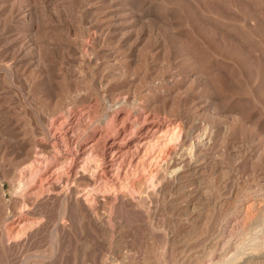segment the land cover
<instances>
[{"label": "rangeland", "instance_id": "obj_1", "mask_svg": "<svg viewBox=\"0 0 264 264\" xmlns=\"http://www.w3.org/2000/svg\"><path fill=\"white\" fill-rule=\"evenodd\" d=\"M38 1L28 0L26 3H22L23 0H8L9 8H12L15 20L18 21H15L14 24L18 27L20 23V28L18 27L20 30L17 33L20 39L28 38V23L36 22L37 25H42V21L50 33L53 31L61 33L62 30L63 36L65 35L63 32L67 33L69 29V31L72 30V34L77 36H84L90 32L101 37L94 41L95 50L92 51L98 65L86 69L83 67L82 76H85L81 81L77 80L80 82L78 83L80 85L79 92L82 94L87 91L102 95L104 92L108 93L106 89L111 84L116 89L114 93H117L119 97L129 96L128 108L136 106L138 101L142 102V97L149 92V88L152 86L181 81L183 85L179 89L180 95L191 99V103L197 109L204 108L201 116L195 117L192 123L202 131L206 127L219 129L215 135L213 146L208 150V155L211 158L213 156L218 165L217 168L210 169L209 172L206 171L200 176L194 174L193 178L191 177L192 181L185 182L186 185L183 183L178 187L176 183L171 189L167 188L170 190L162 189L163 191L154 192L149 184L139 181L135 183V189L132 191L124 184L125 188H120L118 192L127 199L132 198L133 202L127 204L128 206L125 203L122 208H112L113 201L108 199V193L107 195L104 192L96 193V196H99L97 197L98 214L107 221L109 220L107 225L109 228L111 227L112 231L99 230L87 218L80 219L81 217L78 216L70 225L65 238L67 240L58 242L57 248L53 237V223L58 220L60 206L57 201L52 202L43 213L32 215L33 219L42 218L44 221L47 219L42 227L45 229L41 228L39 231L42 232H38L35 238L17 247L18 249L3 251L0 246V264H47L48 262H50L48 264H231L239 259L244 252H252V250L253 252L258 251V253L264 252V0H61V2L56 0L58 3L55 0V2L53 0ZM32 3L38 6L33 8ZM45 3L48 7L44 5ZM28 5L32 7L29 8L33 11L27 7ZM36 12L37 14H35ZM38 13L43 14L39 15ZM24 14H26V20L23 19ZM126 17L134 24L132 26H135V29L141 31L143 37L148 38L151 45L150 49H144L141 45L136 46V53L134 51L133 57L129 46L119 48L111 44L108 45V40H104L101 35L112 27L124 26L127 28L129 24L124 22ZM121 18L123 19L121 20ZM45 19L46 22H49L48 24ZM238 19L240 20L238 21ZM121 21L124 22L122 25ZM23 28L24 30H22ZM176 35L183 39L194 59L197 58L194 65L176 56V50L172 49L173 38ZM53 41L48 40L51 43ZM51 50L48 52L50 54L48 58L50 57L49 63L52 64L54 71L61 68L60 72L65 70L71 72L75 68L77 74L79 73L80 70L76 67L77 63L74 67L69 66L73 63L70 58L68 59L63 49ZM137 52L140 53V56H137L138 61ZM123 54H128L130 57L120 58ZM9 62L7 59L0 63V88L2 89H0V97H3L2 106L0 104V124H4L7 133L2 141L3 149H6V152L3 155L0 152L1 175L7 167L13 166L22 159L17 158L12 152L13 145L19 138L27 139L31 137V133H38L36 135L40 138L38 128L32 124V111L27 104L29 100H24L26 96L24 91L27 90L23 84L24 81L29 82V80L23 77L24 79H17L12 83L3 78V69ZM145 72L148 73L144 75ZM92 75L95 82L92 81ZM100 77L102 79L96 84ZM141 77L145 79L141 80ZM55 81L61 82L59 78ZM10 87L13 89L19 87L22 91L18 88L13 90ZM252 87L254 88L251 89ZM70 91H64L68 93L67 98L70 99L68 102L74 101V97L79 94L76 90ZM68 102L66 108L72 106V103L68 105ZM91 103L90 105H92ZM85 106L78 102L75 108L76 116L72 122L80 117L87 123V129L99 126V119L102 117L99 108L97 113L100 115L95 113V116L89 120L86 114L89 108ZM93 106L94 104L90 110ZM212 108L216 112L215 116L212 115ZM62 112L64 111L59 110L58 114ZM218 112L221 114L218 115ZM52 116L53 114L49 115V119ZM176 117L169 112L153 116L155 120L166 122V124L176 121ZM234 117H238L240 122H233ZM13 121V124L9 123ZM230 124L233 125V129L227 130ZM54 129L58 131L56 130V132ZM131 129L130 132L134 131ZM79 131L80 133H78ZM79 131L77 132L76 129L75 133L73 131V134L69 133L73 138V143L68 145L69 152L76 148V143L83 138L81 134L84 131L83 128ZM53 132H61L57 123L53 125ZM16 136L17 138H15ZM60 138L59 141H62ZM229 148L233 150L231 151ZM235 154L239 155L235 157ZM129 157L126 155L124 158L125 166L130 164ZM119 162L117 160L114 167H117ZM134 163L132 162V165ZM28 164L26 161L23 162L19 169ZM114 172L115 170L110 172L108 178L111 179L114 175V179L116 177L119 179L122 175L119 181L121 180L120 182L123 183L126 178L124 174L115 175ZM1 175L3 194L5 193L6 202L11 205L13 195L17 197L15 194L19 193L18 196L22 194V191L17 189L20 178L11 181L9 177L3 178ZM32 182L25 179L24 190L38 186V182L31 184ZM75 184L81 192L93 189L92 184L89 185L85 177L82 179L80 177ZM14 189H17V192ZM12 193L14 194L12 195ZM252 200L257 201V206H254V210L251 209L254 216L253 221L255 219L256 221H254L255 223L252 221L248 226L250 227L248 234H244V239L242 237L239 242V238L243 235H238L242 230L241 223L244 220L242 210ZM259 204L261 205L259 206ZM5 215L10 217L13 212L8 209ZM13 227L18 226L14 225ZM1 229L0 226V231ZM234 238H236L235 242L239 240V244L233 243ZM242 240L247 241L245 242V244L247 243L246 247ZM26 244L27 246H25ZM84 246L85 250H83ZM262 249L263 251H261ZM255 264L263 263L255 262Z\"/></svg>", "mask_w": 264, "mask_h": 264}, {"label": "bare ground", "instance_id": "obj_2", "mask_svg": "<svg viewBox=\"0 0 264 264\" xmlns=\"http://www.w3.org/2000/svg\"><path fill=\"white\" fill-rule=\"evenodd\" d=\"M27 1L28 0H23L22 3H26ZM56 2L58 3V1ZM59 2H61V0ZM8 3H9L8 0H0V63L2 61L4 62V60L7 59L10 61L3 69L4 70L3 78H6L8 81H11L12 83H14L13 81H16L17 79L20 80L23 77L28 78L29 82L24 81L23 84L25 89L27 90L24 91L26 92V96L23 97L25 98L24 99L25 101L29 100L27 104L32 111V117H31L33 121L32 124H34L36 128H38L37 130H39L40 138H38L36 135L38 133L35 134L31 133L30 135L31 137H28L27 139L23 137L19 138V140L16 141V143L13 145L12 152L15 156H17V158L20 157L22 159L17 161V163L13 164V166L11 165L7 167L4 171H2L3 172L2 175L0 174L3 178L9 177L11 181H13L16 178H20L21 183L19 182L17 189H20V192L22 191L21 196H18L19 193L15 194L17 195V197H14L13 195L14 193H12L13 195L12 204L10 205L9 202H8L9 204L6 202L7 199H5L4 196L5 193L3 194V189H4L3 184L2 181H0V226L2 227L0 231V246L3 251L6 250L12 251L17 247L22 246L26 242H29L30 239L35 238L38 232H42L39 230H41V228L44 226L47 219L45 221L42 218L33 219L32 215L33 214L35 215L36 213L37 215L38 213L39 214L43 213L45 208L52 202L57 201L60 206L58 220L54 223L52 222L53 237L56 241V248H57L58 242L60 243V241L64 240L67 237L70 229V225L74 222V220L78 216L81 217L80 219L87 218L99 230L105 232L112 231L110 230L111 227L109 228V225H107L109 223L108 222L109 220L107 221V219H104L98 214L97 197L99 196H96V193L104 192L106 193V195L108 193L107 196L108 199L113 201L112 208H122V206L125 205V203L127 205V204H132L133 202L132 198L127 199L122 194H120V192H118L120 188L124 187V184L132 191H134L135 183L139 181H143L146 184H149V186L152 187L154 192H157V191H161L162 189H167V188L171 189L174 185H176V183H177L176 186L179 187L187 180L188 182L189 180L192 181L194 174L200 176L203 173H206V171L209 172L210 169L213 170V168H215L218 165L215 163L213 156L211 158L208 155V150L213 146L215 135L216 133H218L219 129L217 128L218 130H216L214 127L209 126L210 128L207 127L205 129L203 128L204 130L202 131L199 129V127H197L195 124L192 123L195 117L201 116L200 114L203 113L202 109L204 108H202L201 110L200 108L197 109L196 106H193V104L191 103V99H189L188 97H182L180 95L179 89L183 85L181 81L165 82L163 84L152 86L151 88H149V92L144 97H142L141 100L142 102L139 103L138 101V104L136 106L134 105V107L131 108L127 107L129 96L125 95L124 97H119L117 93H114L116 89L114 85L111 84L107 86L106 91H108V93L104 92L102 95H98L99 94L98 93L97 96L94 93H88L87 91H85L84 93L81 94V92H79L80 89H78L80 87L78 83L80 82H77V80L80 79L81 81L85 76V75L82 76L84 72L83 70L84 68L85 69L93 68V66L98 65V62L94 58L95 54L92 51L95 50L93 46L94 41L97 38H101V37H98L94 33H90V32H87L84 36H77L76 34H72L71 33L72 30L69 31L68 28H67L68 32L67 33L63 32L65 34L63 36L61 34L62 33L61 29H60L61 33H54L55 31L50 33L49 32L50 30L46 29L45 28L46 26L44 27V21H42L43 22V24L41 23L42 25H37L36 22H34L35 24L33 22L28 23L29 36L28 38L24 37L20 39L17 36V33L20 30L19 29L20 23L18 25L19 28L14 24V22L16 21L15 14L12 12L11 10L12 8L11 7L9 8ZM46 3L44 5H46ZM33 5H34L33 8H35L37 4L36 5L33 4ZM27 7L29 8L31 6L28 5ZM52 11L50 12L51 15L53 14ZM26 14H24V18H23L24 20H26L25 18ZM35 14H37V12ZM41 14L43 13H40L39 15ZM43 16L41 17L43 18ZM41 17L39 18L41 19ZM129 18L131 17L129 16ZM49 19L50 18L48 17V20ZM52 19H55V17H52ZM122 19L123 18H121V20ZM239 20L240 19H238V21ZM121 22H122L121 25L124 22L128 23L129 24L128 27L127 28L126 27L124 28V26L114 27V28L112 27V29L110 28L106 30V32L101 34L104 40H108V45L111 44L119 48H122L121 46L126 47L127 45L130 47V49L133 52V55L131 54L132 57L134 56V51L136 53V48H135L136 46L141 45V47L144 49L151 48V45L148 42V38L143 37L141 31L135 29L134 28L135 26H132L133 23L131 21H128V17L124 18V22L123 21ZM46 23L48 24L49 22ZM117 23L119 24V22ZM22 30H24V28ZM48 38L51 41L54 40L55 42L54 41L53 43L48 42L49 40ZM172 47H171L172 49L176 50V56H178V58L180 57L182 60L194 65L193 63L197 58L194 59V56L187 49L186 44H184V41L180 36L177 35L174 36ZM51 49H55V51L58 49H63V52L68 56V59L70 58V61L73 63V65H69V66L74 67V65L77 63L76 67L77 69L80 70L79 73L77 74L75 68H73L71 72H68L67 70H65V68H64L65 71L60 72L61 68H58V71L57 70L54 71L52 64L49 63L50 57L48 58V55H50L48 54V52L52 51ZM137 56L138 57L140 56L139 52H137L136 58ZM123 57L126 58L130 56H128V54L127 55L123 54L121 55L120 58ZM261 60H263V58H261ZM57 63L59 64V62ZM147 73L148 72H145L144 75H146ZM57 78L60 79L61 81L60 83L55 81ZM101 79L102 77H100L97 80L96 84H98V81H100ZM144 79H145L144 77H141V80ZM92 81L95 82V78L93 75H92ZM15 88L13 89L12 87L11 89L15 90ZM17 88L20 91H22L19 87ZM253 88L254 87H252L251 89ZM65 90H69V91L76 90L77 93L79 94H77V96L75 94L76 97L72 95L75 98L74 101L68 102L70 99L67 98L68 93H65L64 92ZM69 93L71 95V91ZM23 94L25 95V93ZM1 97H0V104L2 106L3 97L2 98ZM92 101L94 103H91ZM67 102L68 105L72 103V106L66 108ZM78 102L80 103V105L81 104L83 106L86 105L85 107L89 108L86 113L89 120H91V118L95 116V113L98 112V108H99V113H101L102 115L101 119H99L100 120L99 126L92 127L91 125L92 128L87 129L86 127L87 123H85L84 120H82V118L80 119V117L74 122H72V119L76 116L75 108L78 105ZM90 103L92 105L94 104L91 110L90 108L92 107V105H90ZM59 110H63L64 112L58 114ZM167 112L171 113V115L177 116L176 117L177 120L170 122L169 124H166V122L162 123L159 120H155V118H153V116H157L159 113H167ZM47 114L49 115L53 114V116L49 119V115ZM215 114L216 112H214L212 108V115L215 116ZM220 114L221 113L218 112V115ZM232 120L233 122H240V119L238 117H234ZM9 123L13 124L14 121ZM56 123L57 125L60 126L61 132L56 133L58 131L57 129H54L55 131L56 130L57 131L53 132V125ZM232 127L233 125L230 124L229 127H227V130L233 129ZM81 128H83L84 130L81 133L83 138L82 140H79L76 143L75 145L76 148L72 149L71 152H69L70 150L68 151V145L70 143H73V138L69 135V133L70 132L72 133V131L73 132L76 131V129L78 132L79 130H81ZM131 128L134 129V131L130 132ZM78 133H80V131ZM129 133H131V135H129ZM57 134H59V137L62 138V141L60 140L61 142L59 141V137H57ZM4 135H7V133H6V127L2 123L0 124V152L2 155L6 152V149H3V143H2L4 139ZM15 138H17V136ZM230 150L232 151L233 149ZM126 155L127 157L130 156L129 157L130 161L128 160L130 162V164H128L129 166L124 165L125 164L124 158H126ZM236 155L237 154H235V157ZM80 160H81V164L79 165ZM117 160H119L120 162L117 167H114L116 165L115 162ZM25 161L28 162L29 164L24 168L19 169L20 165ZM132 162L135 163L132 165ZM114 170H115L114 172L115 175H121L122 173L124 174V177H126L125 178L126 182L124 180L125 183L120 182L121 180L119 181V179L122 178V175L121 177L118 176L119 179L116 176H115L116 178L114 179L113 178L114 175L112 174H111L112 178L111 179L108 178L109 173L113 172ZM79 176L81 177V179L85 177L87 183L89 185L92 184L93 189L92 190L87 189L88 191L81 192V190L77 188V184H75L76 180H79L80 178ZM25 179L29 181H33L31 184L33 183L36 184L38 182L37 183L38 186L37 187L33 186L27 190H24L23 183ZM17 189L14 190L16 191ZM256 202L257 201L255 200L249 201L248 204H246L244 209L242 210L244 220L241 223L242 230L240 234L238 233V235L239 236H241L242 234L243 235L241 236V238H239V240L242 239V237L244 239V234H248L247 232H249L248 228L250 227L248 226L252 223L254 218L251 209L254 210V206H257ZM99 203L101 202L99 201ZM260 205L261 204H259V206ZM8 209L13 212V215H11L10 217H6L7 214L5 215L6 210ZM254 221H256V219ZM14 225L18 227L14 228L13 227ZM42 229H45V227ZM238 229L239 228H237V230ZM235 239L236 238H234L233 243L239 244L238 243L239 240L235 242ZM66 240L67 239H65V241ZM239 242H241V240ZM242 242L243 245H245L246 247L247 243L245 244V242L247 241L242 240ZM27 244L25 246H27ZM85 249L86 247L84 246L83 250ZM256 249L255 251H257ZM235 250L237 249L235 248ZM242 250H246V249H242ZM261 251H263V249ZM255 262L257 263L262 262L264 264V252L258 253V251L253 252V250L252 252L249 251L247 253L244 252V254L241 255L239 259L233 261L231 264H251V263L255 264Z\"/></svg>", "mask_w": 264, "mask_h": 264}]
</instances>
